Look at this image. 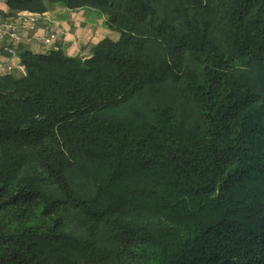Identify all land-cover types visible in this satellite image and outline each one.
<instances>
[{"label":"trees","instance_id":"1","mask_svg":"<svg viewBox=\"0 0 264 264\" xmlns=\"http://www.w3.org/2000/svg\"><path fill=\"white\" fill-rule=\"evenodd\" d=\"M46 2L113 37L0 76V264H264V0Z\"/></svg>","mask_w":264,"mask_h":264},{"label":"crops","instance_id":"2","mask_svg":"<svg viewBox=\"0 0 264 264\" xmlns=\"http://www.w3.org/2000/svg\"><path fill=\"white\" fill-rule=\"evenodd\" d=\"M45 4L46 11L33 13L13 8L9 0H0V26L10 23L18 37L0 40V76L24 73L18 53L21 48L34 53L62 50L70 57L87 58L99 42L113 37L105 17L95 11ZM50 35L55 39L47 44Z\"/></svg>","mask_w":264,"mask_h":264},{"label":"built area","instance_id":"3","mask_svg":"<svg viewBox=\"0 0 264 264\" xmlns=\"http://www.w3.org/2000/svg\"><path fill=\"white\" fill-rule=\"evenodd\" d=\"M7 38L16 40L17 33L14 31V28L10 23H6L3 26H0V40H6ZM55 39L54 35H50V37L47 39V44H51L53 40ZM12 53V52H10Z\"/></svg>","mask_w":264,"mask_h":264}]
</instances>
